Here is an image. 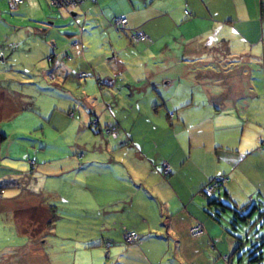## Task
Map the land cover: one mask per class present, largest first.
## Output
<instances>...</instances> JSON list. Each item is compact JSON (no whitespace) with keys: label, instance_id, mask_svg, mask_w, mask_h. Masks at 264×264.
Returning a JSON list of instances; mask_svg holds the SVG:
<instances>
[{"label":"rangeland","instance_id":"obj_1","mask_svg":"<svg viewBox=\"0 0 264 264\" xmlns=\"http://www.w3.org/2000/svg\"><path fill=\"white\" fill-rule=\"evenodd\" d=\"M60 12L63 10L49 6L47 0H26L18 6L12 0H0V264H45L49 258L57 263L64 261L63 253L69 259L74 248L79 249L75 256L80 254V259L92 262L99 257L100 263L109 259L104 258V252L100 258V247H91L94 240L93 245L98 244L97 235L91 243L86 242L91 231L101 222L109 223L112 217H117L120 229V224L129 228L125 224L142 223L144 216L152 226L150 237L166 244L154 252L152 264L161 258L162 264H186L176 242L164 231L169 219L174 217L175 222L180 215L192 219L189 228L204 222L205 234L194 236L189 230L193 237L208 238L194 252L197 264H225L224 256L232 258L234 264H264V208L255 211V203H250L238 217L227 208L209 203L213 197L222 202L223 191L219 195L211 190L200 193L205 173L190 156V146L196 148L195 141L189 139V119L193 116L190 76L175 81L176 108H164L165 103L151 101L153 96L133 94L126 83L119 82L112 88L110 77L103 76V82H94L96 88L84 90L78 83L88 80L91 72L79 69L74 74L60 73L71 62L72 54L59 59L46 55L36 60L34 20L46 22L54 17L66 21L58 28L63 34L74 32L71 28L77 15L65 11L67 16L62 19ZM83 32L81 23L77 24L67 45L82 46L86 40ZM92 39L90 51L101 48L104 57L112 56L104 37ZM108 40L113 45L117 42L116 38ZM129 45L120 49L123 54L147 51L145 42L131 41ZM92 59L85 55L88 67ZM95 60L101 67L99 59ZM153 62H149L151 67ZM240 62L229 59L222 64V71L216 64L210 68L216 73L219 68L225 79L237 83ZM105 64L108 66L107 61ZM67 77L69 85L64 84ZM177 119H186V123L178 124ZM163 162L168 164V177L160 171ZM174 175L172 182L177 179L179 188L172 190L167 182ZM176 191L186 199L180 202ZM224 204L232 206L227 200ZM16 207L29 214L30 220H26L23 212L17 213L25 221L24 230L13 216ZM50 209L60 217L52 229L44 220ZM31 227H36L39 245H31ZM126 232H133L136 239L125 242ZM122 233L124 245L139 242L135 231L126 229ZM107 241L118 244L116 236L104 237L100 243L104 249ZM113 246L115 251L120 249ZM254 257L261 259L253 262Z\"/></svg>","mask_w":264,"mask_h":264},{"label":"crops","instance_id":"obj_2","mask_svg":"<svg viewBox=\"0 0 264 264\" xmlns=\"http://www.w3.org/2000/svg\"><path fill=\"white\" fill-rule=\"evenodd\" d=\"M185 10L188 12L185 13ZM71 14L74 17L77 15L71 29L76 30V25L81 23L83 36H86L83 39H86L87 45L84 46L85 42L82 46L67 45L75 30L65 34L58 30L64 27L66 21H57L54 17L46 22L34 20L37 25L33 38L36 60L46 55L59 59L69 50L72 54L70 61L74 65L67 61L60 73L74 74L79 69L91 72L88 80L78 83L83 86L82 89L96 88L91 77L94 73L99 77H110L112 88L121 82L133 89V94L139 92L144 96H153L151 101L165 103L164 108L178 107L175 81L183 76H190L189 99L193 116L189 119V139L195 141L196 146L195 150L190 146V156L198 170L205 173L200 180L199 189L212 177L224 174L228 180L221 187L227 196L224 195L222 203L227 200L235 208H240L251 202H264V152L259 150V145L264 140V0H96L94 3L85 0ZM59 15L63 19L67 13L63 10ZM119 16L126 18L125 29L120 32L111 23L114 17ZM132 29L145 34V40L140 42H145L146 52H121L120 49L131 46L129 33ZM100 36L109 43L112 56L104 57L101 48L89 50L88 47L93 48L90 45L92 38ZM110 38H116L117 42L113 45L108 40ZM86 54L93 58L90 62L87 61L91 68L84 62ZM96 58L102 64L101 67ZM229 59H241L237 67V83L229 82L224 78L226 74L219 72V68L224 70L222 64ZM150 61L155 63L152 67L149 65ZM68 64L70 67L66 68ZM214 64L219 67L218 73L210 68ZM59 67L61 68V64ZM248 75H253L254 78L250 80ZM68 79L69 77L64 80L65 85H69ZM94 100L99 101V98L95 97ZM177 121L178 124L186 123V119ZM0 168H3L1 162ZM175 177L174 175L167 182L172 190L179 188L177 179L172 182ZM215 193L219 195L220 189ZM175 194L180 202L186 199L177 191ZM0 208L2 209L1 203ZM20 210L21 208H14L13 216L15 214L17 225L24 230V220L20 215L17 217V213L23 212L26 220L30 218L25 210ZM53 211L55 213V210L50 209L44 218L46 227L51 229L55 221L60 219L54 216ZM144 217L141 219L142 223L125 224L129 228L120 224V229H117V217H112L109 223L101 222L97 229L91 231L93 234L86 242L91 243L94 234L97 235L98 244L93 245L94 240L91 247H100V258L104 252V258L109 260H101L99 263L98 257L97 260L86 262L85 259H80V254L75 256L79 249L74 248L69 259L66 260L63 253L64 261L57 260V263H53L49 258L45 264H152L151 259L156 258L154 252L166 244H162L159 238L150 237L152 226L147 217ZM174 219H169L164 231L174 239L178 253L185 257L186 264H197L194 252L208 238L206 235L193 237L189 234L191 218L180 215L175 222ZM201 224L204 226L203 220ZM126 229L135 231L139 236L138 243L123 244L121 234ZM160 229L158 231H162ZM35 230L36 227L32 228L33 232ZM35 235L36 232L31 242L34 246L39 245ZM39 236L40 239L42 235ZM107 236H116L118 244L113 246L114 241H107L109 245L106 242L104 249L100 243ZM112 246L120 249L115 251ZM163 260L161 258L153 264H162Z\"/></svg>","mask_w":264,"mask_h":264},{"label":"trees","instance_id":"obj_3","mask_svg":"<svg viewBox=\"0 0 264 264\" xmlns=\"http://www.w3.org/2000/svg\"><path fill=\"white\" fill-rule=\"evenodd\" d=\"M24 1H26V0H23L21 3H23ZM85 0H81V3L80 4H78V5H76V6H74V7H62V6H57V5H54V4H52L49 0H47V2H48V4H49V6H51V7H53V8H57V9H62V10H64V11H67L68 13H72L73 12V10L74 9H76V8H78L83 2H84ZM90 1H92L93 3L96 1V0H90ZM21 3H19V4H21ZM19 4H17V5H14V6H18ZM72 15V14H71ZM73 16V15H72ZM116 17H114L113 19H112V21H111V23L114 25V27L116 28V30L118 31V32H120L121 30H123V29H125V24L124 25H121V24H115L114 23V19H115ZM139 30H136V29H132V30H130V33H129V39L131 40V41H135V42H138V41H136L133 37H132V35H134L135 34V32H138ZM140 42V41H139ZM65 53V55L64 56H70L71 54L68 52V51H65L64 52ZM50 66V65H49ZM83 75H80L81 77H87L88 76V73H82ZM91 77L93 78V81L95 82V83H99V81H100V78L101 77H99V76H96L94 73H92V75H91ZM100 82H103V81H100ZM100 85V84H99ZM259 150L260 151H262V152H264V140L261 142V144L259 145ZM161 169H162V167H160V171H161ZM170 174H168V175H166V177H168ZM218 177H224V178H226V180H218V181H216L217 183H216V186H215V188L212 190V192L211 193H213V192H215V191H217L218 189H220V192L221 191H223L222 190V185L228 180V177H227V175H216V176H214V177H212L211 179H210V181L209 182H207L205 185H203L202 187H201V189H200V193H205V190H206V188H207V186L208 185H210V183H212V182H214L215 181V178H218ZM206 194V193H205ZM224 195H226L227 196V193L225 192V191H223V196ZM209 203H215L217 206H219V207H221V208H223V209H225V208H227V209H229L230 211H231V213H233L234 212V214L233 215H235V216H238V214H241V211H243L245 208H247V207H245V206H248V205H244L243 207H240V208H235L233 205H232V203H230L232 206H229V205H227V204H224V203H222L221 201H217L216 199H211L210 200V202ZM251 203H255V202H251ZM250 204V203H249ZM264 208V202H257V203H255L254 204V206H253V210H258L259 208ZM222 209V210H223ZM254 212V211H253ZM252 212V213H253ZM53 213H54V211H53ZM251 213V214H252ZM250 214V215H251ZM252 216V215H251ZM239 217V216H238ZM250 217V216H249ZM240 219L241 220H245V217H240ZM231 260L232 261V263H233V259L232 258H230V257H226V256H224V262H225V264H226V260ZM259 259H261V257L259 258ZM257 257H254V258H252V261L254 262V261H257V260H259ZM234 264V263H233ZM236 264H239V261L236 263Z\"/></svg>","mask_w":264,"mask_h":264},{"label":"built area","instance_id":"obj_4","mask_svg":"<svg viewBox=\"0 0 264 264\" xmlns=\"http://www.w3.org/2000/svg\"><path fill=\"white\" fill-rule=\"evenodd\" d=\"M23 0H12V4L13 5H17L19 3H21ZM52 4L54 5H57V6H62V7H74L78 4L81 3V0H49ZM188 11L185 10V13H187ZM114 23L115 24H121V25H124L126 24V18L124 16H119V17H116L114 19ZM132 37L136 40V41H143L145 40L146 36L143 32L141 31H138V32H135L134 35H132ZM162 169H161V172L164 174V175H168L169 174V167H168V164L166 162H163L162 164ZM218 180H226V178L224 177H218V178H215V181L210 183V185L207 186L206 190H213L216 186V181ZM203 232V225L201 223H198L196 225H193L191 228H190V233L191 235H198V234H201ZM124 240L125 242L127 243H130V242H133L135 239H136V235L133 233V232H126L124 235ZM226 264H233L231 260H226Z\"/></svg>","mask_w":264,"mask_h":264}]
</instances>
